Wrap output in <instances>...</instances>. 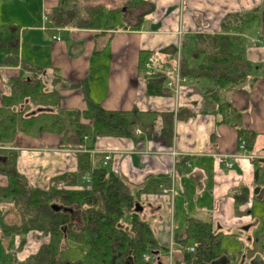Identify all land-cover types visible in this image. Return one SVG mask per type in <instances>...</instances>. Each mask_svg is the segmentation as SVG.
Instances as JSON below:
<instances>
[{
    "label": "crops",
    "instance_id": "1",
    "mask_svg": "<svg viewBox=\"0 0 264 264\" xmlns=\"http://www.w3.org/2000/svg\"><path fill=\"white\" fill-rule=\"evenodd\" d=\"M60 2L2 0L0 25L20 27V59L38 68L56 70L60 75L63 81L57 87L62 107L83 110L87 106L86 96L108 110L136 108L157 112L153 138L134 141L123 137H97L92 151H110L111 170L134 185L143 183L150 176L173 178V198L162 193L143 194L138 204L141 216L153 227L158 244L167 247L173 242L175 250L178 243L173 239L174 232L183 228L187 216L210 220L215 230L231 234L224 238L234 237L241 249L253 235L264 234V201H261L264 198V0H134L132 7L124 4L125 0H79V6L91 2L103 9L102 17H114L98 29L56 26L52 13ZM116 4L121 6L120 10L108 16L107 10ZM245 13L258 17V25L246 32L244 44L235 43V50L241 51L251 64L248 79L254 77L255 80L245 81L233 92L231 100L241 112L243 127L256 135L248 151L261 160L256 164L248 157L236 156V131L228 124L215 123L211 112L215 102L204 97L213 86L211 80L182 77L184 83L179 95H149L146 73L156 70L167 76L172 74L176 55L172 60V72L156 66L160 62L153 65L146 62L141 67L145 56L140 57L141 53L149 52L169 60L162 50L175 46V52L180 48L183 60L193 67L202 61V51L207 50L204 35L220 33L225 17H239ZM4 57L5 54L0 52V106L7 89L6 80L17 76L20 70L19 67L3 66ZM179 109H188L193 115L176 118L174 142L167 147L160 137L162 120L159 113ZM28 138L18 134L14 146L20 153L17 170L26 175L29 182L36 181L37 186L45 189L51 176L76 169V160L70 150L59 148L58 135L44 132L35 138L38 140L36 145L28 144ZM56 154L61 158L59 171L53 158ZM216 155L230 159L233 167L225 168ZM181 156L191 158L187 162V172L177 163ZM22 159L28 160L30 165L25 171L21 168ZM31 171L35 173L32 180ZM2 178L0 175V185L5 184ZM240 184L248 188L249 200L240 206V211L245 212L236 216L229 191ZM256 186L258 193L253 198ZM0 249L4 257H8L5 248L0 245ZM7 261L9 264L8 258Z\"/></svg>",
    "mask_w": 264,
    "mask_h": 264
},
{
    "label": "trees",
    "instance_id": "2",
    "mask_svg": "<svg viewBox=\"0 0 264 264\" xmlns=\"http://www.w3.org/2000/svg\"><path fill=\"white\" fill-rule=\"evenodd\" d=\"M78 1L61 0L53 9V23L98 29L114 18L102 17L103 9L99 5L86 2L79 6ZM134 3V0H125L124 4L132 7ZM120 8L119 4L110 7L108 16ZM257 25L258 17H252L251 13L225 17L220 33L204 35L207 50L202 51V61L190 67L181 57L180 68V76L185 79L206 77L213 82L204 97L215 102L211 111L215 123L232 127L237 133L238 145L244 142L246 153L251 150L256 135L243 127L241 112L232 105L231 97L245 81L252 82L255 78L248 79L252 66L241 51L235 50V43L244 44L246 32ZM19 39L18 25H0V52L5 54L1 64L20 68L17 76L6 80L7 89L0 106V175L7 180L6 185H0V203L17 208L20 221L8 222L10 207L0 209V236L5 248L14 255L15 238L21 237L18 244L21 249L29 231L46 234L48 241L24 260L16 259L15 264H164L168 257L167 247L158 244L153 227L141 216L137 204L143 194H164L163 189L170 187L171 179L163 175L150 176L134 185L112 171L110 163L104 166L103 154L92 151L97 137H123L134 141L153 138L157 112L136 108L108 110L86 96L87 106L83 110L62 107L57 87L62 78L56 70L38 68L20 59ZM175 51V46L162 50L171 61L149 52L141 53L140 57L146 59L141 67L146 62L152 65L160 62L156 66L172 72ZM162 73L156 70L146 73L147 94L172 95L164 85L169 75ZM159 115L162 120L160 137L171 147L176 118L185 119L193 114L188 109H179ZM44 132L58 135L59 148L73 151L76 158V169L50 177L45 189L28 183L19 173L18 149L14 146L18 134L39 138ZM258 160L254 157L251 161L256 164ZM190 161V157L181 156L177 163L187 172ZM257 193L256 186L253 198ZM229 194L235 215H242L245 211H240V206L249 200L248 188L240 184ZM228 234L215 230L210 220L187 216L183 228L174 232L173 239L178 245L173 264H247L256 255L264 260V234L250 237L246 247L237 253H229L222 246V239ZM187 245H191L193 251H187ZM157 251L164 254L159 261H143V254ZM242 256L245 257L243 263L240 262Z\"/></svg>",
    "mask_w": 264,
    "mask_h": 264
},
{
    "label": "rangeland",
    "instance_id": "3",
    "mask_svg": "<svg viewBox=\"0 0 264 264\" xmlns=\"http://www.w3.org/2000/svg\"><path fill=\"white\" fill-rule=\"evenodd\" d=\"M2 0H0V2H1ZM95 1H98V0H95ZM36 76L38 77V78H40L41 77V74L38 76V74H36ZM28 144H30V145H36L37 143H38V140L37 139H35V138H28L27 139V141H26ZM106 151V150H105ZM174 152V151H173ZM172 152V153H173ZM70 153L72 154V156L75 158V156H74V152L73 151H70ZM100 154H102V152L100 153ZM18 155H20V153L18 154ZM30 155V154H29ZM59 155L58 154H56V155H54L53 156V158H54V161L56 162V164H55V166L57 167V169H58V171H59V163H58V161H61V158H60V156L58 157ZM28 158H29V156H28ZM75 160H76V158H75ZM28 160H26V159H22V161H21V168L22 169H24V171L27 169V168H30V165L28 164V162H27ZM111 161V160H110ZM110 161H109V163H110ZM108 163V164H109ZM107 164V165H108ZM67 171H69V170H67ZM20 173V172H19ZM30 173H32V175H31V177H30V179L32 180V179H34V177H35V173H34V171H31ZM57 175V174H56ZM22 176L23 177H25V179H26V181L28 182L29 180H28V178L26 177V175H24L23 173H22ZM54 176V175H53ZM52 177V176H51ZM3 181H5V184L4 185H6L7 184V180H6V177L5 176H3ZM28 183H30V184H32V185H34L35 187H39V186H37L38 185V183L35 181V182H28ZM48 183H49V180H48ZM41 185H42V187H45V185L43 184V183H40ZM49 185V184H48ZM48 185L46 186V188L48 187ZM78 188V187H77ZM4 207H10L8 210L9 211H12V212H10V214L6 217V219H7V221L8 222H14V223H18L19 221H20V218H19V216H18V214H17V212L19 211L17 208H15L14 206H9V205H7V204H4V203H0V209H2V208H4ZM258 218V217H257ZM262 221L264 222V216L262 217ZM264 228V227H263ZM25 243L23 244V246H22V248L21 249H18V244H19V242L21 241L20 240V236H17L16 238H15V242H14V247H15V249H16V253H15V255L12 253V251L11 250H7L6 248H5V242H3L2 240H1V238H0V245L1 246H3V248H5L4 250H5V252L7 253V255H8V257L5 255V257H4V254L2 253L3 252V250L2 249H0V264H6V262H8L7 261V258H8V260H10V263L9 264H15L16 263V259H18V260H21L22 258H23V256L24 255H29L30 253L31 254H33L34 252H36L37 250H38V248H39V246L41 245V244H44V243H46L47 241H48V237H47V235L46 234H42V233H40V232H38V231H29L25 236ZM171 243V242H170ZM170 243H169V245L167 246V252H170L171 251V264H173V261H174V254H176L175 252H174V246L172 247H170ZM238 244H240L239 242H237L236 240H235V238L234 237H227V238H224V239H222V246L225 248V249H227L229 252H235L236 251V253L239 251V249H240V246H238ZM246 246H244L242 249H244ZM238 250V251H237ZM26 256V257H27ZM23 259H25V258H23ZM170 259V256H168L167 257V260H169ZM143 261L144 262H147V261H145L144 259H143ZM164 262V264H167V262L164 260L163 261Z\"/></svg>",
    "mask_w": 264,
    "mask_h": 264
},
{
    "label": "built area",
    "instance_id": "4",
    "mask_svg": "<svg viewBox=\"0 0 264 264\" xmlns=\"http://www.w3.org/2000/svg\"><path fill=\"white\" fill-rule=\"evenodd\" d=\"M179 49H177V53H176V60H175V68H174V71L171 73H169V77H167V80H166V84L165 86L171 90V93L172 95L174 96H177L179 95L180 93V89H181V86L182 84L184 83V79L180 76V70H179V65H180V60H181V53H179ZM40 74H38L39 76ZM136 133H140L139 130H136ZM238 153L236 154V156H245V157H248L250 160H253L254 159V156L252 155H249L248 153H246V149H245V146H244V142H241L239 145H238ZM215 158L217 159V161L221 162V163H224V166L228 169H230L232 167V162L227 159L225 156H221V155H216ZM111 159V153L110 151H104L103 152V161H102V164L104 166H106L109 161ZM88 181V179H86ZM163 193L164 194H167L169 195L171 198H173L174 196V180L173 178L171 179L170 181V187L169 188H165L163 189ZM173 242L170 243V247L172 246L173 247ZM186 250L187 251H193V247L192 246H188L186 247ZM143 256V259L145 261H148V260H153L154 262L156 261H159V257L161 256V253H159L157 251V253H154V252H151V253H145L142 255ZM168 256H170V259L167 260L166 259V262L167 264H171V251L168 252Z\"/></svg>",
    "mask_w": 264,
    "mask_h": 264
},
{
    "label": "water",
    "instance_id": "5",
    "mask_svg": "<svg viewBox=\"0 0 264 264\" xmlns=\"http://www.w3.org/2000/svg\"><path fill=\"white\" fill-rule=\"evenodd\" d=\"M137 207L139 208V210H141V208L139 207V205L137 204ZM52 208L58 210L59 207L56 205H52ZM262 261V258L259 255H256L252 260H251V264H257V262ZM262 264H264V262H261Z\"/></svg>",
    "mask_w": 264,
    "mask_h": 264
},
{
    "label": "flooded vegetation",
    "instance_id": "6",
    "mask_svg": "<svg viewBox=\"0 0 264 264\" xmlns=\"http://www.w3.org/2000/svg\"><path fill=\"white\" fill-rule=\"evenodd\" d=\"M254 257H255V256H254ZM254 257H253V258H254ZM253 258L249 259V260L247 261V264H251L250 262H251V260H252ZM244 261H245V257L242 256L241 259H240V262L243 263ZM261 262H264V260L262 259V261L257 262V264H262Z\"/></svg>",
    "mask_w": 264,
    "mask_h": 264
}]
</instances>
